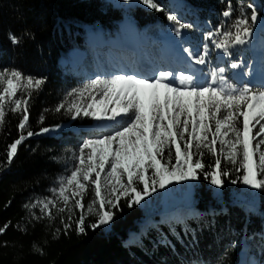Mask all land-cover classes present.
I'll return each mask as SVG.
<instances>
[{
    "label": "trees",
    "instance_id": "1",
    "mask_svg": "<svg viewBox=\"0 0 264 264\" xmlns=\"http://www.w3.org/2000/svg\"><path fill=\"white\" fill-rule=\"evenodd\" d=\"M183 1L182 18L213 30L206 42L215 66L220 51L245 61L243 36L226 45L215 38L238 9L264 15V0ZM121 14L102 0H0V264H239L242 252L264 264V171L226 158L213 132L196 139L188 127L181 137L176 130L154 164L185 160L179 174H145L98 215L85 213L98 171L71 204L56 200L66 156L89 133L66 111L84 75L76 61L59 59L85 49L92 35L109 41ZM151 14L134 15L135 23ZM61 124L79 131L68 125L54 136Z\"/></svg>",
    "mask_w": 264,
    "mask_h": 264
},
{
    "label": "rangeland",
    "instance_id": "2",
    "mask_svg": "<svg viewBox=\"0 0 264 264\" xmlns=\"http://www.w3.org/2000/svg\"><path fill=\"white\" fill-rule=\"evenodd\" d=\"M168 1L102 0L122 13L111 39L101 42L102 36L92 35L95 44L90 42L83 50L71 48L66 59H59L61 65L76 61L74 68L84 75L66 100V111L71 118L84 119L89 130L66 156L67 166L56 184V200L65 205L86 193L92 171L99 172V179L98 187L87 194L85 213L89 215H98L101 206L111 208L129 195L145 174L176 177L185 160L175 167L168 158L160 167L154 161L173 133L177 130L181 137L187 127L196 139H209L213 132L225 157L239 155L248 172H255L256 165L264 171V27L259 39L248 41L245 36L259 13L249 16L250 21L238 9L229 30L217 32L215 39L221 45L237 40L235 35L243 36L247 51L244 62L220 51L222 62L215 66L206 42L214 37L211 26L182 18L183 0ZM150 12L153 19L141 26L135 23L134 15L147 18ZM153 14L163 18L155 19ZM140 42L146 45L147 65L137 63V67L131 56L121 57L112 46ZM166 52L185 65L170 67ZM68 125L54 127L53 135L59 136L58 131ZM69 128L79 131L72 125ZM247 140L253 149L240 146ZM182 154L186 159L185 150ZM242 241L246 248V239ZM239 264L253 263L242 252Z\"/></svg>",
    "mask_w": 264,
    "mask_h": 264
},
{
    "label": "bare ground",
    "instance_id": "3",
    "mask_svg": "<svg viewBox=\"0 0 264 264\" xmlns=\"http://www.w3.org/2000/svg\"><path fill=\"white\" fill-rule=\"evenodd\" d=\"M112 34H113V31H112ZM111 34V36H112ZM104 38L101 42H104ZM98 47L100 48H103L104 45L102 43H100V46L99 44H97ZM112 46H114V49L119 53L121 54V57L123 56H126V57H129L131 56L130 60H133V65L137 67V63L140 64V65H143V64H146L145 62L147 61L146 58L144 57V53H145V48H146V45H144L143 42H140L138 43L137 45L135 46H128V47H122L120 45H118V43H114L112 44ZM164 57H167L168 58V61H169V66L170 67H177L179 63H181V65H179L178 67H182L183 65H185V63L182 61V60H179L180 58H176L172 55H168L167 52L164 54ZM147 65V64H146Z\"/></svg>",
    "mask_w": 264,
    "mask_h": 264
},
{
    "label": "water",
    "instance_id": "4",
    "mask_svg": "<svg viewBox=\"0 0 264 264\" xmlns=\"http://www.w3.org/2000/svg\"><path fill=\"white\" fill-rule=\"evenodd\" d=\"M264 27V15L257 14L252 20L251 28L246 32L245 36L248 41L259 39L260 31Z\"/></svg>",
    "mask_w": 264,
    "mask_h": 264
}]
</instances>
